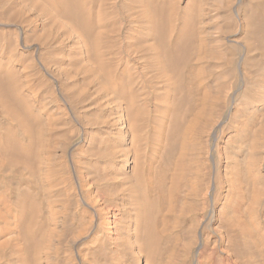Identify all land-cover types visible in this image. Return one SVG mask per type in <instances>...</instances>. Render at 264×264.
<instances>
[{"label": "bare ground", "instance_id": "bare-ground-1", "mask_svg": "<svg viewBox=\"0 0 264 264\" xmlns=\"http://www.w3.org/2000/svg\"><path fill=\"white\" fill-rule=\"evenodd\" d=\"M0 264H264V0H0Z\"/></svg>", "mask_w": 264, "mask_h": 264}]
</instances>
